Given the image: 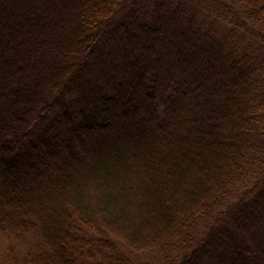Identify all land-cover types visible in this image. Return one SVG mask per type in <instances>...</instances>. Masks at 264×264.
<instances>
[{"label": "trees", "instance_id": "1", "mask_svg": "<svg viewBox=\"0 0 264 264\" xmlns=\"http://www.w3.org/2000/svg\"><path fill=\"white\" fill-rule=\"evenodd\" d=\"M258 227L264 0H0V233L40 241L0 264H264Z\"/></svg>", "mask_w": 264, "mask_h": 264}, {"label": "rangeland", "instance_id": "2", "mask_svg": "<svg viewBox=\"0 0 264 264\" xmlns=\"http://www.w3.org/2000/svg\"><path fill=\"white\" fill-rule=\"evenodd\" d=\"M247 39V38H245ZM251 40V39H248ZM259 228V227H258ZM249 229V228H247ZM264 228L262 229H258V231L256 232L255 235H251L250 237V245H253V247L255 249H257V239H260V234L263 231ZM247 231V230H244ZM261 236L264 238V235L261 234ZM40 241L37 237V235L33 232H29L27 234H24L23 236H8L7 234H2L0 233V255L3 254L7 248L9 247H14V250H17L19 252V256L24 255L26 252L32 250V249H36L39 245ZM155 255V254H154ZM139 257L138 260V264H162V259L164 260V258L162 257V259L159 261L158 259V255H156L155 257ZM239 264H241L239 262Z\"/></svg>", "mask_w": 264, "mask_h": 264}]
</instances>
